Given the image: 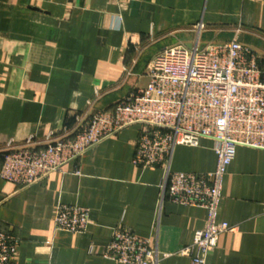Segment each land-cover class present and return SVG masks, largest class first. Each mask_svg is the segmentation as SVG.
Returning a JSON list of instances; mask_svg holds the SVG:
<instances>
[{
    "label": "crops",
    "instance_id": "1",
    "mask_svg": "<svg viewBox=\"0 0 264 264\" xmlns=\"http://www.w3.org/2000/svg\"><path fill=\"white\" fill-rule=\"evenodd\" d=\"M232 40L264 70V0H0V168L7 146L70 134L142 89L162 49ZM139 131H118L26 188L0 180V231L18 241L16 264H118L101 256L118 227L150 240L157 264H191L178 251L206 211L161 201L164 170L132 164ZM215 162L212 142L201 139L176 146L169 170L208 173ZM58 204L86 209V230H55ZM218 220L233 231L206 264H264V150L235 149Z\"/></svg>",
    "mask_w": 264,
    "mask_h": 264
},
{
    "label": "built area",
    "instance_id": "2",
    "mask_svg": "<svg viewBox=\"0 0 264 264\" xmlns=\"http://www.w3.org/2000/svg\"><path fill=\"white\" fill-rule=\"evenodd\" d=\"M199 30L202 28L200 24ZM137 46L136 43L133 44ZM147 83L108 110L94 112L72 133L48 136L43 144L7 146L0 180L21 188L31 186L118 131L137 125L132 164L164 170L161 201L206 211L204 227L178 251L191 264H206L219 236L231 232L218 220L223 179L237 147L264 150V70L255 52L237 41L189 47L176 45L158 52L146 70ZM212 142L215 168L208 173L170 172L176 146ZM54 229L82 233L89 225L87 210L58 204ZM17 240L0 231V264H16ZM101 256L118 264H157L150 240L125 228L113 229ZM167 257L163 255L162 258Z\"/></svg>",
    "mask_w": 264,
    "mask_h": 264
}]
</instances>
